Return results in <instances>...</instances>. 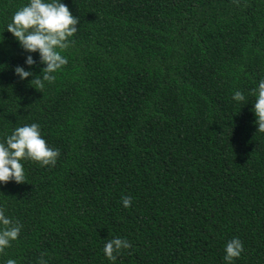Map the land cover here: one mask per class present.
Wrapping results in <instances>:
<instances>
[{
  "label": "trees",
  "instance_id": "16d2710c",
  "mask_svg": "<svg viewBox=\"0 0 264 264\" xmlns=\"http://www.w3.org/2000/svg\"><path fill=\"white\" fill-rule=\"evenodd\" d=\"M62 2L78 20L67 63L34 89L13 74L26 53L5 30L27 0H0V141L37 123L59 151L0 185L22 226L0 264H225L233 237V264H264V132L250 111L264 0ZM114 236L131 246L108 261Z\"/></svg>",
  "mask_w": 264,
  "mask_h": 264
},
{
  "label": "clouds",
  "instance_id": "9594fccd",
  "mask_svg": "<svg viewBox=\"0 0 264 264\" xmlns=\"http://www.w3.org/2000/svg\"><path fill=\"white\" fill-rule=\"evenodd\" d=\"M78 20L73 16L62 0H27V3L17 8L6 24L5 30L11 34L20 48L26 53L23 65H16L13 74L19 80L31 77L32 88H41L45 81L55 79V73L67 63L62 55L69 45V37L77 31ZM32 53L37 54L34 60ZM43 65L39 73L32 71L33 66ZM253 97L251 109L256 132H264V78L259 79L254 89L250 90ZM231 99L235 102L245 100L244 94L236 90ZM59 151L46 144L37 123L23 124L15 127L10 134L0 141V185L8 181L22 183L26 181L22 161L30 160L41 166H52L56 163ZM121 204L128 208L131 197L122 196ZM19 221L5 214L0 207V252L15 241L21 231ZM131 246L130 241L114 236L107 240L102 248L104 257L114 261L122 249ZM223 260L225 264H233L234 258H239L243 252V244L238 237H233L224 244ZM3 264H16V260L7 259ZM40 264H47L41 258Z\"/></svg>",
  "mask_w": 264,
  "mask_h": 264
}]
</instances>
